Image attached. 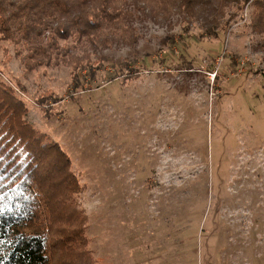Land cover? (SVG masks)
I'll return each mask as SVG.
<instances>
[{
  "label": "rangeland",
  "instance_id": "rangeland-1",
  "mask_svg": "<svg viewBox=\"0 0 264 264\" xmlns=\"http://www.w3.org/2000/svg\"><path fill=\"white\" fill-rule=\"evenodd\" d=\"M54 1L3 0L0 18L14 30L24 5L22 15L67 29L96 7L44 9ZM158 1L117 0L130 20L107 45L57 40L68 58L35 68L27 46L0 34L2 79L23 89L26 121L72 161L93 264H264V37L252 32L253 7L213 39L203 15ZM101 57L123 64V75L109 80L110 64L98 63L73 94L76 64Z\"/></svg>",
  "mask_w": 264,
  "mask_h": 264
},
{
  "label": "trees",
  "instance_id": "trees-1",
  "mask_svg": "<svg viewBox=\"0 0 264 264\" xmlns=\"http://www.w3.org/2000/svg\"><path fill=\"white\" fill-rule=\"evenodd\" d=\"M86 1L84 6L85 0L76 1L78 9L91 2ZM116 1L94 0L96 7L80 10L70 17L68 33L66 27L55 26L48 16L35 21L28 14L22 15L24 5L18 6V23H13L17 28L11 31L7 22L4 24L0 18V34L2 40L12 37L25 51L28 47L25 58L32 62L33 68L47 65L53 57L68 58L62 54H68V48L61 47L60 51L57 40L74 38L77 45H107L113 39L110 35L114 30L128 26L130 11L117 6ZM60 2H51L44 9L54 8L57 13L63 10V14L74 9ZM178 4L184 12L191 9L198 16L203 15V33L213 39L248 5L253 7L252 32L264 37V0H179ZM226 7L231 8L224 11ZM5 9V3L0 0V15ZM103 23L112 24L104 27L112 31L101 35ZM15 31L22 35L21 38L13 33ZM46 32H50V36L43 43L42 35ZM259 47L264 54V39ZM96 61L82 65L80 60L76 64L73 94L82 88L84 80L93 82L95 70L101 64H110L113 69L109 80L123 75V64L104 57ZM230 65L236 66L233 60ZM83 69H87L84 76L80 74ZM1 75L0 71V264H85L86 261L93 264L88 249L87 217L80 208L83 187L72 170V161L58 143L46 141L45 135L26 121L28 108L20 95L23 89L16 92ZM129 77L125 75L126 80ZM47 101L40 98L38 104L44 105ZM54 101L57 100L54 98Z\"/></svg>",
  "mask_w": 264,
  "mask_h": 264
}]
</instances>
